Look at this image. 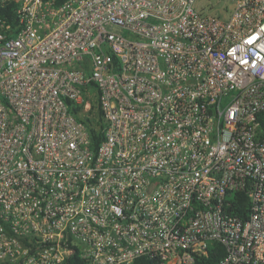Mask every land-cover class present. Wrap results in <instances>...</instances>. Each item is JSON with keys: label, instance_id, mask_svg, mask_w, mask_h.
Segmentation results:
<instances>
[{"label": "built area", "instance_id": "built-area-1", "mask_svg": "<svg viewBox=\"0 0 264 264\" xmlns=\"http://www.w3.org/2000/svg\"><path fill=\"white\" fill-rule=\"evenodd\" d=\"M199 1L0 0V264H264V0Z\"/></svg>", "mask_w": 264, "mask_h": 264}, {"label": "trees", "instance_id": "trees-1", "mask_svg": "<svg viewBox=\"0 0 264 264\" xmlns=\"http://www.w3.org/2000/svg\"><path fill=\"white\" fill-rule=\"evenodd\" d=\"M10 7V6H9ZM6 10L4 7L0 5V15H6ZM79 109V108H78ZM73 111H76L77 108L73 107ZM90 124V133L93 139V144L98 146L101 140L104 137V133L102 131L103 123L101 118H88L87 119ZM239 202H236L233 206V210L236 214L240 215L242 218H247V208L249 205L247 195L244 192H240L239 194ZM225 255V247L221 243H215L210 251L208 257H202L197 259L195 264H219L221 258ZM132 264H146L145 260L138 259Z\"/></svg>", "mask_w": 264, "mask_h": 264}, {"label": "rangeland", "instance_id": "rangeland-1", "mask_svg": "<svg viewBox=\"0 0 264 264\" xmlns=\"http://www.w3.org/2000/svg\"><path fill=\"white\" fill-rule=\"evenodd\" d=\"M212 1L216 2V0H212ZM203 3L205 5H207L209 3V1L207 2V0H200L199 3L196 4V6L197 7H201V6H203ZM223 4L224 5L230 4V2L229 1L225 2V0H221V2L217 5L216 8L215 7L214 8H210L208 11L212 12V14H216V15L221 16L222 18H225V17H227L229 15V12L228 13L224 12V10H223V6L224 5Z\"/></svg>", "mask_w": 264, "mask_h": 264}]
</instances>
